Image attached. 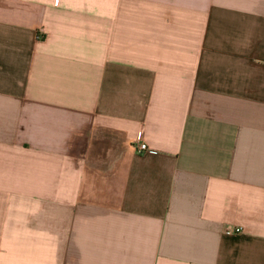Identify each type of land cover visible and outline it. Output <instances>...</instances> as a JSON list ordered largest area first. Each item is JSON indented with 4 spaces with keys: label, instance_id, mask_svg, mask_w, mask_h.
Instances as JSON below:
<instances>
[{
    "label": "crops",
    "instance_id": "crops-1",
    "mask_svg": "<svg viewBox=\"0 0 264 264\" xmlns=\"http://www.w3.org/2000/svg\"><path fill=\"white\" fill-rule=\"evenodd\" d=\"M0 264H264V0H0Z\"/></svg>",
    "mask_w": 264,
    "mask_h": 264
},
{
    "label": "built area",
    "instance_id": "built-area-1",
    "mask_svg": "<svg viewBox=\"0 0 264 264\" xmlns=\"http://www.w3.org/2000/svg\"><path fill=\"white\" fill-rule=\"evenodd\" d=\"M136 150H138L139 153H150L154 154L155 151L151 150L146 143L144 142H137L135 145ZM241 228H235L233 231H230L232 234L240 233Z\"/></svg>",
    "mask_w": 264,
    "mask_h": 264
}]
</instances>
